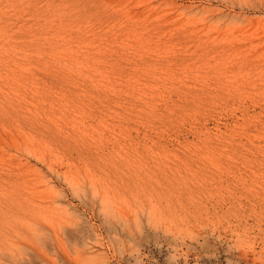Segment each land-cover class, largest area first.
I'll use <instances>...</instances> for the list:
<instances>
[{"label":"rangeland","instance_id":"rangeland-1","mask_svg":"<svg viewBox=\"0 0 264 264\" xmlns=\"http://www.w3.org/2000/svg\"><path fill=\"white\" fill-rule=\"evenodd\" d=\"M5 1L0 6L10 10L18 29L12 21L7 25L16 34L11 44L0 42V51L14 48L22 51L14 56L18 61L23 55L43 58L52 67L50 74H37V94L11 91L17 107L27 111L13 127L27 136L24 146L45 153L30 137L42 141L47 128L69 124L88 129L83 137L61 133L51 145L52 168H72L108 198L109 207L84 206L52 178L67 194L68 217L54 220L69 227L60 235L66 247L52 241L38 246L40 231L32 237L35 247L14 242L8 250L14 260L3 264H264V0H169V6L166 0ZM58 6L93 11L45 25L37 34L41 41L27 26L18 27L22 10L37 8L26 21L37 24ZM86 75L99 79L98 91L79 82ZM2 77L0 89L7 81ZM8 162L0 154V166ZM133 214L141 220L130 235L108 228V221Z\"/></svg>","mask_w":264,"mask_h":264},{"label":"bare ground","instance_id":"bare-ground-1","mask_svg":"<svg viewBox=\"0 0 264 264\" xmlns=\"http://www.w3.org/2000/svg\"><path fill=\"white\" fill-rule=\"evenodd\" d=\"M5 1V0H4ZM16 1V0H15ZM14 1V2H15ZM25 1V0H24ZM23 1V2H24ZM29 1V0H27ZM45 1V0H44ZM56 1V0H55ZM62 2H70V3H75V2H86V0H61ZM124 1V0H123ZM122 1V2H123ZM136 1V0H135ZM150 1V0H149ZM154 1V0H153ZM160 1V0H159ZM164 1V0H163ZM171 1V0H170ZM169 0H166L168 4L171 5L172 3H170ZM244 1V0H243ZM260 1V0H258ZM2 2V1H1ZM5 2H9V0L5 1ZM13 2V1H12ZM41 2V1H40ZM40 2L38 1V3L40 4ZM115 2V0H114ZM134 2V1H133ZM152 2V1H150ZM158 2V1H157ZM165 2V1H164ZM170 4H169V3ZM209 2V1H207ZM238 1H236V3H238ZM11 3V2H10ZM48 3V2H47ZM45 3V4H47ZM60 3V2H59ZM124 3V2H123ZM129 3V2H128ZM160 3V2H159ZM174 3V2H173ZM176 3V2H175ZM253 3V2H252ZM2 4H4V2H2ZM16 4V3H15ZM21 4V3H20ZM25 4V2H24ZM28 4V3H27ZM27 4H25L27 6ZM36 5V6H39ZM50 4V2H49ZM132 4V3H131ZM130 4V5H131ZM144 4V3H143ZM148 4V3H146ZM178 4V3H176ZM190 4V3H189ZM192 4V3H191ZM202 4V3H201ZM247 4V3H246ZM5 5V4H4ZM3 5V6H4ZM14 5V4H13ZM18 5V4H17ZM35 5V3H34ZM68 5V4H67ZM121 5V4H120ZM128 5V4H127ZM129 5V6H130ZM134 5V4H132ZM156 5V4H155ZM159 5V4H158ZM216 5V4H215ZM10 6V4H9ZM22 6V5H21ZM35 6V7H36ZM41 6V5H40ZM39 6V7H40ZM109 6V5H108ZM140 6V5H139ZM150 6V5H148ZM148 6L145 7V10L148 9ZM163 6V4H162ZM161 6V8H162ZM190 6V5H189ZM205 6V5H204ZM214 6V5H213ZM25 7V6H24ZM46 7V6H45ZM43 6L42 9L45 8ZM49 7V6H48ZM58 10L53 12L52 14H50L49 10L48 13L50 15H47L48 13L44 12L43 17H41L39 20V22L37 24H34V22H32L31 24L26 23V21L28 22L29 20V16L31 18L32 14L35 12L37 13V8L33 9L34 7H32V13H27V12H23L24 10L20 9V11L22 10V12L20 13L19 17L17 18L16 16H18L16 14V21H18L20 23V21H24L26 24H24V22L22 21L21 24H18V27L20 25V28H24V26L27 28V30H29L27 33L30 35L31 31H34V33L31 34V36H33V40L37 39V41H39L38 39H40L41 41V37L39 34V31L42 30V27L44 28V26H51L53 25V23H59L62 20L67 19V17L72 18L74 15H77V13H79L80 11H84L85 14H89L92 13V8L91 6H58ZM95 8H97L98 6H94ZM116 7V6H115ZM135 7V6H134ZM155 7V6H154ZM188 7V6H187ZM6 8H7V3H6ZM10 8V7H9ZM107 6H104V12H107L106 10ZM138 8V7H137ZM143 8V6H142ZM147 8V9H146ZM151 8V6H150ZM156 8V7H155ZM160 8V6H159ZM186 8V7H185ZM208 8V6H207ZM206 8V10H207ZM219 8V6H218ZM11 10L13 9L12 7L10 8ZM18 9V8H16ZM15 7L13 9L16 10ZM28 9V6L27 8ZM25 9V10H26ZM53 9V8H52ZM128 9V8H127ZM140 9V8H139ZM138 9V10H139ZM181 9V8H180ZM202 9V8H201ZM214 9V8H213ZM213 9H210V11H212ZM19 10V9H18ZM45 10V9H44ZM150 10V9H149ZM152 10V9H151ZM178 10V9H177ZM176 10V11H177ZM203 10V9H202ZM39 11V10H38ZM43 11V10H42ZM47 11V9H46ZM158 11V10H157ZM180 11V10H179ZM243 11V10H242ZM0 12L2 15V17L5 18V21L1 22V15H0V42H5V43H9L12 39V34H16L15 32H12V34L8 33L11 29H15L17 28V26L15 27V21H12L11 18H13L11 16V12L8 9H5V6L2 7L0 6ZM30 12V10H29ZM52 12V11H51ZM137 12V11H136ZM209 12V10H208ZM16 13H18L16 11ZM40 13V11H39ZM125 13V12H124ZM147 13V12H146ZM145 13V14H146ZM154 13V12H153ZM41 14V13H40ZM138 14V13H137ZM137 14H135L133 12V17L136 16ZM151 14V13H149ZM244 14V13H243ZM39 15V14H38ZM42 15V14H41ZM79 15V14H78ZM140 15V14H139ZM186 15V12H185ZM28 16L27 19H25V17ZM36 17L39 18V16L35 15ZM197 16V15H196ZM250 16V15H249ZM127 17V16H126ZM216 17V16H215ZM35 18V17H34ZM207 18V17H206ZM205 18V19H206ZM214 18V17H213ZM212 18V19H213ZM241 18V17H240ZM247 18V17H246ZM81 19V18H80ZM210 19V18H209ZM216 19V18H215ZM220 19H222L220 17ZM34 20H37L34 19ZM73 22L75 21L74 19H71ZM87 20V19H86ZM246 20V19H245ZM13 23H12V22ZM31 21V20H30ZM33 21V20H32ZM70 21V20H69ZM216 21H219V19L217 18ZM243 21V20H242ZM241 21V22H242ZM66 22V21H65ZM93 22V21H92ZM212 22V21H211ZM10 23H12V27H8L7 25H9ZM36 23V22H35ZM67 23V22H66ZM239 23V22H238ZM248 23V22H247ZM29 24V25H28ZM65 24V23H63ZM121 24V23H120ZM214 24V23H213ZM222 24V23H221ZM229 24V23H228ZM17 25V24H16ZM36 25V26H35ZM72 25V24H71ZM112 25V24H111ZM224 27H226L225 24H223ZM29 26V27H28ZM63 26V25H62ZM66 26V24H65ZM64 26V27H65ZM70 26V25H69ZM68 26V27H69ZM119 26V25H118ZM258 26V25H257ZM1 27H4L3 29ZM76 27V26H75ZM222 27V26H221ZM47 28V27H46ZM45 28V29H46ZM219 28V27H218ZM260 28V27H259ZM18 29V28H17ZM49 29V27H48ZM71 29V26L70 28ZM73 29V28H72ZM237 29V28H236ZM9 30V31H7ZM21 29H19L20 31ZM60 30V29H59ZM77 30V29H76ZM79 30V29H78ZM127 30V29H126ZM129 30V29H128ZM255 30V29H254ZM264 30V29H263ZM262 30V31H263ZM13 31V30H12ZM16 31V30H15ZM18 31V30H17ZM53 31V30H52ZM65 31V30H64ZM123 31V30H122ZM125 31V30H124ZM46 32V31H45ZM57 32V31H56ZM116 32V31H115ZM260 32V31H259ZM25 33V31H24ZM25 33V34H27ZM50 33V32H49ZM69 33V32H68ZM87 33V32H86ZM140 33V32H139ZM19 33H17L18 36ZM27 34V35H28ZM85 34V33H84ZM35 35V36H34ZM43 35V34H41ZM50 35V34H49ZM54 35V34H53ZM69 35V34H68ZM95 35V34H94ZM139 35V34H138ZM15 36V35H14ZM22 36V35H21ZM45 36V35H44ZM42 36V38L44 37ZM55 36V35H54ZM137 36V35H135ZM142 36V35H141ZM25 37V36H24ZM67 37V36H65ZM20 38V37H18ZM121 38V37H120ZM25 39V38H24ZM21 40V39H20ZM27 40V39H25ZM30 40V39H29ZM60 40V39H59ZM140 40V39H139ZM28 41V40H27ZM36 41V40H35ZM54 41V40H53ZM104 41V40H103ZM125 42V41H124ZM12 43V41L10 42V44ZM23 43V42H22ZM28 43V42H27ZM26 43V44H27ZM32 43V42H31ZM47 43V41H46ZM19 44V41H18ZM15 41V46L18 45ZM21 44V43H20ZM34 44H36L34 42ZM71 44V43H70ZM2 45V44H1ZM7 45V44H6ZM30 45V44H29ZM33 45V43L31 44ZM38 45V44H37ZM50 45V44H49ZM156 45V44H155ZM9 46V45H8ZM12 46V45H11ZM20 46V45H19ZM18 46V47H19ZM24 46V45H23ZM69 46V45H68ZM10 47V46H9ZM8 47V48H9ZM13 47V46H12ZM17 47V46H16ZM22 47V45H21ZM20 47V48H21ZM26 48L28 47L27 45L25 46ZM24 47V48H25ZM121 47V46H120ZM128 47V46H126ZM131 47V46H130ZM148 47V46H147ZM1 48H3V46H1ZM23 48V47H22ZM21 48V49H22ZM25 48V49H26ZM49 48V47H48ZM54 48V47H53ZM135 48V47H134ZM138 48V47H136ZM150 48V47H149ZM12 49V48H10ZM28 49V48H27ZM1 50V49H0ZM23 50V49H22ZM29 50H32L29 48ZM41 50V49H40ZM6 53L5 55H3V50L0 51V55H2L0 57V77H2L4 75V77H2L3 79H6L7 81L4 83V86H2V89H0V125L1 124H5L6 127H3L1 125L0 127V154L4 155L8 160V164L2 165L0 166V264H3L6 260L11 259L14 260L13 256H9V253L11 252V250L8 252L9 249H11L12 245H14L16 241L20 242L21 244H26V245H30V246H36V242H33L32 237L33 234L35 233V235H37L40 231L43 232V234H38L37 236L40 238L39 242H37L38 246L40 244H43L47 241H49V243L52 241L54 243L57 244V246L60 249H64L66 246V242L64 243V241L62 240V235L61 233H65V229L69 228L65 223H63L64 228L62 229L63 225H60V221H54L60 219V220H64V218H67V213H68V205H66L64 202L65 198H66V193H63V191H66L68 193H71L72 195L76 196L79 201L85 205H89V206H96V205H100V207H107L109 205V201L107 197H103V195H100L97 190L95 189V187L86 181H83L82 179L78 178L77 175L75 174V172L72 170V168H52V157L55 156L54 149H52L51 145L52 143H54L58 138H60L62 136L61 133H63V135H68V137L72 135H81L82 137L86 134H84V132L88 129H86L84 132L81 131L79 129V126L75 125V124H69V127L67 128H62V126L57 127L56 129H50L47 128L46 129V138L42 139V141L37 140L36 138L30 137L32 140H36L37 143H41L43 147L46 148V153L43 152L42 149H39L37 151H33L32 147L30 145H25V140H27V136L25 135V133L23 132L22 129L19 128L18 125H16V127H13V123H18L20 122V119H24L27 118L26 117V112L24 111L23 108L19 109L17 107L16 102H14L12 100L11 96V91L16 90L18 88L25 90H29L31 91L33 94H37L36 91H34L36 89L37 86H39L40 84V80H41V75L37 76V74H50L52 72V70L49 66V63H47L46 60H42V59H37V60H31L28 59L29 56H24L23 57L25 59H21L22 57H20L21 60L23 61H18V57H14L15 54L18 53H22V51H16L14 48L12 49L11 54L8 52L7 50H5ZM27 51V50H26ZM44 51V50H43ZM46 51V49H45ZM75 51V50H74ZM147 51V50H146ZM25 52V51H24ZM38 52V51H37ZM40 52V51H39ZM55 52V51H54ZM144 52V51H143ZM119 53V52H118ZM135 53V52H134ZM150 53V52H149ZM25 54V53H23ZM27 54V53H26ZM29 54V52H28ZM31 54V53H30ZM136 54V53H135ZM20 55V54H19ZM32 55V54H31ZM117 55V54H116ZM132 56V54H131ZM41 57V56H40ZM39 57V58H40ZM124 57V56H123ZM115 58V57H114ZM117 58V57H116ZM120 60V58H119ZM126 61V60H125ZM135 61V60H132ZM116 62V61H115ZM131 63V62H130ZM134 63V62H133ZM107 65V62H106ZM109 65V64H108ZM121 65V63H120ZM128 65V64H127ZM126 65V66H127ZM129 66V65H128ZM108 67V66H107ZM110 68V67H109ZM80 69V68H78ZM106 70V69H105ZM111 70V69H110ZM116 70V67H115ZM99 71H101L99 69ZM121 71V70H120ZM54 74V73H53ZM132 74V73H131ZM56 75V74H55ZM133 75V74H132ZM116 76V75H115ZM114 77V76H113ZM81 78V77H80ZM16 79V81H15ZM28 80L31 83V88H29L27 86V83L25 84V81L23 80ZM44 80V79H43ZM39 81V82H38ZM99 79L93 80L90 79L87 75L85 77L82 76V80L79 82L81 83H87L89 86L91 87H99L98 86V82ZM45 83V81H43ZM61 82V81H60ZM59 82V83H60ZM120 83V82H119ZM80 84V83H79ZM42 85V84H41ZM5 87V88H3ZM22 87V88H21ZM46 87V86H45ZM89 88V87H88ZM70 90V89H69ZM95 90H99V89H95ZM21 91V90H20ZM16 92V91H15ZM14 92V93H15ZM19 92V91H18ZM26 92V91H25ZM130 92V91H129ZM128 92V93H129ZM17 93V92H16ZM23 93V92H22ZM21 93V94H22ZM123 93V91H122ZM25 94V93H24ZM100 96V95H99ZM106 97V95L104 96ZM23 100L26 99L25 95H22L21 97ZM65 98V97H64ZM125 98V97H124ZM124 100V99H122ZM62 101V100H61ZM99 101V100H98ZM23 102V101H22ZM63 102V101H62ZM120 102V101H119ZM24 103V102H23ZM106 104V103H105ZM20 105V104H19ZM85 106V105H84ZM89 106V105H88ZM26 107V105H25ZM88 108V107H87ZM112 108V107H111ZM54 109V108H52ZM89 109V108H88ZM259 109V108H258ZM48 110V109H47ZM116 110V109H115ZM35 111V110H34ZM51 111V110H50ZM103 111V110H102ZM110 111V110H109ZM67 112V111H66ZM135 112V111H134ZM109 113V112H108ZM149 113V112H148ZM44 114V113H43ZM52 114V113H51ZM57 114V113H56ZM95 114V113H94ZM116 114V113H115ZM118 114V113H117ZM99 115V114H98ZM121 115V114H120ZM102 117V116H101ZM64 118V117H63ZM99 118V117H98ZM115 118V117H114ZM55 119V118H54ZM92 119V118H91ZM97 120V118H95ZM72 120V119H71ZM75 120V119H74ZM82 120V119H81ZM88 120V119H87ZM93 120V119H92ZM167 120V119H166ZM32 120H30L31 123ZM49 121V120H48ZM169 121V120H168ZM79 122V121H78ZM83 122V121H82ZM85 122V121H84ZM87 122V121H86ZM182 122V121H181ZM91 123V122H90ZM193 123V122H192ZM79 124V123H78ZM88 124V122L86 123ZM31 125V124H30ZM33 125V124H32ZM87 126V125H86ZM162 126V125H161ZM203 126V125H202ZM12 127V128H11ZM32 127V126H30ZM84 127V126H83ZM91 127V126H90ZM101 127V126H100ZM87 128V127H86ZM145 128V127H144ZM164 128V127H163ZM29 129V128H28ZM85 129V127H84ZM31 130V129H30ZM162 130V128H161ZM193 130V129H192ZM196 130V129H195ZM28 131V130H27ZM86 131V132H87ZM105 131V130H104ZM158 131V130H157ZM156 131V132H157ZM165 131V128H164ZM40 137V136H39ZM38 137V139H39ZM81 137V138H82ZM93 139V138H92ZM34 140V141H35ZM24 146V147H23ZM38 149V148H37ZM57 149V148H56ZM58 150V149H57ZM248 157V156H247ZM253 158V157H252ZM262 159V158H261ZM233 163V162H232ZM231 163V165H232ZM244 163V162H243ZM197 164V163H196ZM240 164V163H239ZM238 164V165H239ZM245 164V163H244ZM187 165V164H186ZM241 165V164H240ZM47 167V168H44ZM216 167V166H215ZM230 167V166H229ZM234 167V165H233ZM241 167V166H239ZM44 170V173H43ZM87 175V174H86ZM82 176V175H81ZM154 177V176H153ZM52 178H56L58 181L62 180V182L65 185L64 189H57L55 185H53V181ZM87 179V178H86ZM53 182V183H52ZM8 184L7 187H2V184ZM96 186V185H95ZM62 190V191H61ZM122 197V196H121ZM121 199V198H120ZM67 200V199H66ZM69 202V200H68ZM135 202V201H134ZM108 203V204H107ZM91 206V207H92ZM109 207V206H108ZM121 211H123L124 213H128L129 211H126V207L128 206H124L122 204V202L118 203L117 206ZM101 208V209H102ZM105 209V208H103ZM113 211V209H112ZM142 211V210H141ZM70 212V211H69ZM77 212V211H76ZM75 212V213H76ZM106 212V211H105ZM104 212V215H105ZM120 212V211H119ZM72 213V212H71ZM107 213V212H106ZM123 213V214H124ZM73 214V213H72ZM130 214V213H129ZM49 215V217H47ZM80 215V214H78ZM104 215H103V219H104ZM108 215V214H106ZM122 215V214H121ZM128 215V214H127ZM143 215V214H142ZM146 215V213H145ZM9 216H13L14 219L9 220ZM57 218H56V217ZM126 216V215H124ZM108 217V216H107ZM106 217V218H107ZM114 217V216H113ZM116 217V216H115ZM78 219V218H77ZM88 219V218H87ZM114 219V218H113ZM141 218H138L137 214H133V215H129L128 218H121L120 219H116L115 221H108V228H111V231L114 232H124V233H128V235H130V231L131 228L136 226V224H138ZM108 220V219H107ZM154 220V219H153ZM45 222L48 225H44L42 222ZM144 221V220H143ZM65 222V221H64ZM106 222V221H105ZM103 223V222H102ZM73 224V223H72ZM106 224V223H105ZM133 225V226H132ZM142 225V224H141ZM148 225V224H147ZM151 225V224H150ZM156 225V224H155ZM42 226V228H41ZM47 226V228L45 227ZM157 226V225H156ZM76 227V224H75ZM103 227V226H102ZM137 227V226H136ZM153 227V226H152ZM158 227V226H157ZM78 228V227H77ZM46 229H50L49 231ZM63 230V231H62ZM81 230V229H80ZM137 230V229H136ZM139 230V229H138ZM26 231V232H25ZM45 231V232H44ZM48 231V232H47ZM62 231V232H61ZM68 231V230H66ZM83 231V230H81ZM140 231V230H139ZM32 233V235L30 236V233ZM80 232V231H79ZM89 232V231H88ZM163 232V231H162ZM25 233L27 234V236L25 235ZM41 233V232H40ZM76 231L74 230H70L69 229V237L74 238V236ZM112 233V232H111ZM134 234V233H133ZM176 234V233H175ZM186 234V233H185ZM205 234V233H204ZM61 235V236H60ZM66 235V234H65ZM124 235V234H123ZM132 235V234H131ZM92 236V235H91ZM90 236V237H91ZM171 236V235H170ZM113 237V236H112ZM217 237V236H216ZM77 238V237H75ZM171 238V237H170ZM190 238V236H189ZM67 239V238H66ZM70 239V238H69ZM169 239V238H168ZM173 239V238H172ZM181 239V238H180ZM217 239V238H216ZM73 240V239H72ZM77 240V239H76ZM79 240V239H78ZM77 240V241H78ZM203 240V239H202ZM247 240V239H246ZM67 241V240H66ZM74 241V240H73ZM116 242V241H115ZM134 242V241H133ZM172 242V241H171ZM71 243V242H70ZM83 243V242H82ZM183 243V242H182ZM20 244V245H21ZM227 244V243H226ZM17 245V244H16ZM15 245V246H16ZM20 245L18 244L17 247H20ZM44 245V244H43ZM148 245V244H147ZM37 246V247H38ZM46 247L49 246L48 244L45 245ZM119 246V245H117ZM68 247V245H67ZM166 247V246H165ZM164 247V248H165ZM25 248V247H24ZM69 248V247H68ZM36 249V248H35ZM22 250V249H21ZM20 250V251H21ZM66 250V249H65ZM85 250V249H84ZM26 252V251H25ZM51 252V251H50ZM96 252V251H95ZM246 252V250H245ZM94 253V252H93ZM97 253V252H96ZM90 254V253H89ZM10 255H13L10 254ZM33 255V254H32ZM80 255H81V251H80ZM22 256V255H21ZM30 256V254H29ZM82 256V255H81ZM135 256V255H134ZM174 256V255H173ZM17 256H15L16 258ZM6 258V260H5ZM25 258V257H24ZM87 258V257H86ZM20 259V258H19ZM52 259V258H51ZM10 260V261H11ZM16 260V259H15ZM29 260V259H28ZM79 260V258L77 259V261ZM97 260V259H96ZM79 261H82L79 260ZM172 261V260H171ZM16 262L18 263L19 261L16 260ZM26 264V263H25ZM83 264H87L85 262H83ZM110 264V263H109Z\"/></svg>","mask_w":264,"mask_h":264}]
</instances>
